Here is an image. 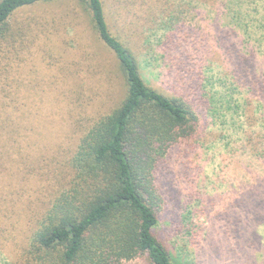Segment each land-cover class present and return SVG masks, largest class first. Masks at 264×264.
<instances>
[{
  "label": "rangeland",
  "instance_id": "374dc122",
  "mask_svg": "<svg viewBox=\"0 0 264 264\" xmlns=\"http://www.w3.org/2000/svg\"><path fill=\"white\" fill-rule=\"evenodd\" d=\"M103 2L150 86L204 106L203 83L218 106L213 115L206 104L195 137L158 166L157 237L174 254L183 248L185 264H264V0ZM8 22L13 37L0 38V264H28L31 236L70 179L71 152L125 86L76 0L27 6Z\"/></svg>",
  "mask_w": 264,
  "mask_h": 264
},
{
  "label": "trees",
  "instance_id": "16d2710c",
  "mask_svg": "<svg viewBox=\"0 0 264 264\" xmlns=\"http://www.w3.org/2000/svg\"><path fill=\"white\" fill-rule=\"evenodd\" d=\"M55 1L0 0V38L13 37L8 21L18 10ZM76 1L114 52L125 93L71 152L70 179L43 213L24 258L28 264H122L139 257L185 264L184 249L174 254L155 233L163 207L155 173L173 146L195 137L206 104L213 115L218 111L216 99L203 83L196 88L204 106L150 86L135 53L113 33L103 0Z\"/></svg>",
  "mask_w": 264,
  "mask_h": 264
}]
</instances>
